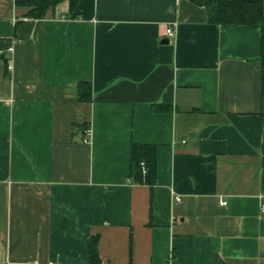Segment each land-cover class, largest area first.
I'll return each mask as SVG.
<instances>
[{
	"label": "crops",
	"instance_id": "crops-1",
	"mask_svg": "<svg viewBox=\"0 0 264 264\" xmlns=\"http://www.w3.org/2000/svg\"><path fill=\"white\" fill-rule=\"evenodd\" d=\"M29 10L0 0V264H89L91 237L100 264H264L260 30L189 0Z\"/></svg>",
	"mask_w": 264,
	"mask_h": 264
},
{
	"label": "trees",
	"instance_id": "trees-1",
	"mask_svg": "<svg viewBox=\"0 0 264 264\" xmlns=\"http://www.w3.org/2000/svg\"><path fill=\"white\" fill-rule=\"evenodd\" d=\"M64 0H16L17 5L28 7V16L41 19L47 10H54ZM207 11L208 23L212 25H242L259 29L261 34V95L264 97V14L261 1L246 0H189ZM77 99L88 103L92 100L91 86L88 82L77 84ZM155 112L168 111L167 107H153ZM155 145L135 144L130 150V171L128 178L131 183L144 185L150 189L152 207V190L156 185ZM89 264H100L97 253V237L89 239Z\"/></svg>",
	"mask_w": 264,
	"mask_h": 264
},
{
	"label": "built area",
	"instance_id": "built-area-1",
	"mask_svg": "<svg viewBox=\"0 0 264 264\" xmlns=\"http://www.w3.org/2000/svg\"><path fill=\"white\" fill-rule=\"evenodd\" d=\"M173 35H174L173 29L167 28L166 29V36L168 38H171V37H173ZM13 52H14V45L11 44V45L3 48V49H0V58L4 54H7L8 56H12L13 55ZM7 69H8V71H11V66H9ZM85 133H86V135H85L84 142H88L89 141V133H88V131H86ZM175 201L176 202H180V199L179 198H176ZM221 204L223 205L224 203H221ZM261 211L264 212V206H261Z\"/></svg>",
	"mask_w": 264,
	"mask_h": 264
},
{
	"label": "water",
	"instance_id": "water-1",
	"mask_svg": "<svg viewBox=\"0 0 264 264\" xmlns=\"http://www.w3.org/2000/svg\"><path fill=\"white\" fill-rule=\"evenodd\" d=\"M167 42V41H166Z\"/></svg>",
	"mask_w": 264,
	"mask_h": 264
}]
</instances>
